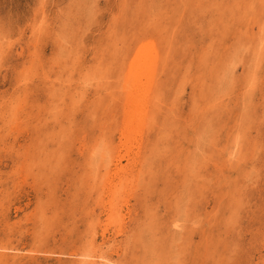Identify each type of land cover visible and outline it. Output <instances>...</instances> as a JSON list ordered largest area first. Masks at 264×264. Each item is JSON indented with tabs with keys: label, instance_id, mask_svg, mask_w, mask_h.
I'll return each mask as SVG.
<instances>
[{
	"label": "rangeland",
	"instance_id": "1",
	"mask_svg": "<svg viewBox=\"0 0 264 264\" xmlns=\"http://www.w3.org/2000/svg\"><path fill=\"white\" fill-rule=\"evenodd\" d=\"M0 264H264V0H0Z\"/></svg>",
	"mask_w": 264,
	"mask_h": 264
},
{
	"label": "bare ground",
	"instance_id": "2",
	"mask_svg": "<svg viewBox=\"0 0 264 264\" xmlns=\"http://www.w3.org/2000/svg\"><path fill=\"white\" fill-rule=\"evenodd\" d=\"M140 85V84H139ZM133 86V85H132ZM134 86H136V84H134ZM132 87L130 90H133V91H135V89H137V91H135L136 93H139L138 94V96H137V94H135V95H133V96H131V98H129L130 100H129V104H128V106L127 107H129V109L126 111V115H127V119L129 120L130 118L131 119H133V116H134V118L136 117V118H139L140 116H143V115H140V110L143 108V106L145 105V101H146V97H145V93H144V88L143 87H139V86H136V87ZM131 95V94H130ZM142 102V103H141ZM145 111V110H144ZM140 115V116H139ZM145 115V114H144ZM146 116V115H145ZM144 117V116H143ZM145 119V118H144ZM125 121V120H124ZM142 121V120H141ZM128 122V121H127ZM138 124V123H137ZM125 125V124H124ZM138 126V125H137ZM133 127V126H132ZM123 128H124V126H123ZM136 128V127H135ZM123 131V130H122ZM129 131V130H128ZM135 131H137V130H135ZM138 133V132H137ZM133 134V133H132ZM123 136H124V142L122 143V148L123 149H125L126 147H127V145H130L131 146V144H128V142H130V137L128 136V132L125 130L124 131V133H123ZM134 136V135H133ZM132 139V138H131ZM134 141V140H133ZM132 143V142H131ZM132 150V149H131ZM127 155H129V154H127ZM124 156H126V155H120V156H118V162L120 163L121 161H122V159L124 158ZM118 163V164H119ZM117 164V163H116ZM117 164V165H118ZM123 170H124V168L122 167V166H118L117 168H115V170H114V173L112 174V176H111V180L110 181H108V183H107V186H108V189L107 190H105V196H106V198H107V201L109 200V201H112L111 199H113V197L115 196V195H113L114 194V191H113V180H114V176H117L120 172H123ZM126 171V170H125ZM120 175H122V174H119V176ZM118 176V177H119ZM109 178V177H108ZM117 178V177H116ZM131 178V177H130ZM135 179V178H134ZM117 180V179H116ZM120 182V181H119ZM129 184V183H128ZM109 188H111L112 190H110ZM116 189V188H115ZM117 192H119V191H117ZM121 197V196H120ZM123 198V197H122ZM126 199V198H125ZM112 203V202H111ZM111 205V204H110ZM115 209H116V207H115ZM110 221H112V220H110ZM113 221H114V219H113ZM120 221H122L121 219H120ZM105 229V228H104Z\"/></svg>",
	"mask_w": 264,
	"mask_h": 264
}]
</instances>
